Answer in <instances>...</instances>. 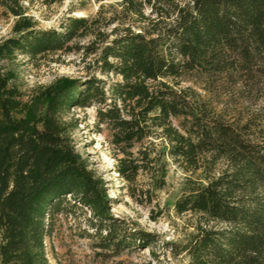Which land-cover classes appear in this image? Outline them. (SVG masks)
I'll use <instances>...</instances> for the list:
<instances>
[{"label":"trees","instance_id":"1","mask_svg":"<svg viewBox=\"0 0 264 264\" xmlns=\"http://www.w3.org/2000/svg\"><path fill=\"white\" fill-rule=\"evenodd\" d=\"M22 1L0 0V7L20 16ZM126 2L147 27L101 39L96 64L120 78L109 87L70 80L44 95L40 108L22 112L4 63L17 53L71 51L74 40L91 33L90 21L73 18L63 31H36L21 19L16 36L0 43V264H47L44 245L57 218L84 209L101 247L151 248L145 232L128 235L111 221L104 182L58 119L72 107L91 106L111 133L126 181L149 171L153 160L138 145L153 139L189 174L176 212L215 223L198 226L183 246L189 264H264V116L235 102L230 112L223 102L250 103L264 92V0ZM144 4L156 18L143 15ZM190 78L201 88L183 86Z\"/></svg>","mask_w":264,"mask_h":264},{"label":"rangeland","instance_id":"2","mask_svg":"<svg viewBox=\"0 0 264 264\" xmlns=\"http://www.w3.org/2000/svg\"><path fill=\"white\" fill-rule=\"evenodd\" d=\"M21 6L20 16L6 13L0 7V43L16 36L14 27L21 19L30 21L36 31H63L71 19L84 17L90 21L92 30L74 40L70 44L71 51L47 53L36 58L17 53L4 63L11 83L21 93L22 112L29 107L37 110L44 95L70 80L81 83L96 79L107 87L120 80L112 73H102L96 64L104 46L101 39L111 40L126 29L137 32L147 27L139 15L128 9L126 0H23ZM153 10L148 4L142 7L143 15L152 19L157 17ZM162 22L169 24L170 21L164 19ZM86 48L97 49V52L91 54ZM183 86L201 88V82L190 78ZM259 97L258 100L252 98L250 103H243L238 97L224 98L223 102L229 103L228 109L235 102L244 104V112L249 110L264 116V92ZM234 106L230 105L228 111L236 112ZM96 111L97 106L72 107L58 119L68 129L77 153L86 160L89 170L104 182L111 201V221L128 235L133 231L145 232L152 246H132L119 252L113 247L103 248L90 225L91 212L78 210L77 216L57 218L54 233L44 245L47 264H189V257L182 248L197 227L208 222L198 214H178L175 210L174 204L189 174L163 152L165 145L161 139H153L138 145L146 149L153 160L149 171L141 172L133 183L126 181L117 172L118 154L111 145V133L98 124ZM173 122L179 125V119ZM138 148L134 158L138 156Z\"/></svg>","mask_w":264,"mask_h":264}]
</instances>
